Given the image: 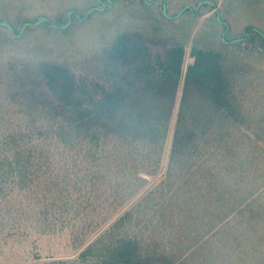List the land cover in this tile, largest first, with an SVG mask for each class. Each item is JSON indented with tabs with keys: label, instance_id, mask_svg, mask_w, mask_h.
<instances>
[{
	"label": "trees",
	"instance_id": "trees-1",
	"mask_svg": "<svg viewBox=\"0 0 264 264\" xmlns=\"http://www.w3.org/2000/svg\"><path fill=\"white\" fill-rule=\"evenodd\" d=\"M123 1L154 12L155 0H95L64 23L41 17L18 31L0 20V28L14 40L42 29L67 33ZM160 14L163 21L151 16L140 29L117 31L80 73L55 61L19 68L18 105L31 113L0 143V219L14 215L6 236L70 229L83 249L70 264H193L201 253L212 255L202 264L222 256L230 263L236 249L245 264H264V71L251 76L196 40L185 68L199 15H170L164 3ZM217 21L225 46L264 55V32L246 27L227 40L229 24ZM171 132L164 181L84 245L158 172ZM143 202L159 207L157 218L141 238L122 235Z\"/></svg>",
	"mask_w": 264,
	"mask_h": 264
},
{
	"label": "rangeland",
	"instance_id": "rangeland-1",
	"mask_svg": "<svg viewBox=\"0 0 264 264\" xmlns=\"http://www.w3.org/2000/svg\"><path fill=\"white\" fill-rule=\"evenodd\" d=\"M163 3L170 15H178L184 10L199 15L196 18L189 45L186 47L185 68L193 63L191 50L196 40L204 49L223 53L231 64L239 66L242 70L250 71L252 69L251 71L254 72H249L251 76L254 75L255 70L264 71L263 54L256 51L248 53L242 46L227 47L223 44L221 40L222 27L217 21L219 18L229 24L230 32L226 37L227 40L241 37L246 27L257 28L264 32V0H155L154 12L146 10L141 5L142 3L132 4L123 1L118 6L111 7L109 13L100 18L93 17L90 21L77 25L73 24L68 28L67 33L54 34L48 29H42L30 35L26 33L22 38L23 40L12 39L8 29L0 28L1 43L3 39L6 45L0 47V143L14 135L20 129L22 120H25L31 113L23 105H18L14 81L20 67L25 64L33 65L38 62L55 61L66 63L74 71L80 73L82 62L98 51L103 44L108 43L117 31L140 29L150 20L148 18L151 16L153 19L163 21L160 14ZM95 4H97L95 0H0V20L12 24L17 27L18 31H22L24 26L20 25L21 22L29 23L41 17H48L56 24L64 23L67 21L66 15L71 12L86 14L93 9ZM180 21L181 18L176 22L179 23ZM185 29L191 31L192 27L187 25ZM182 87L183 80L177 96V105ZM176 113L177 106L172 120V130ZM33 115L37 114L33 113ZM171 134L172 132L166 143L158 172L154 176L148 177L145 185L138 193L128 200L123 207L118 208L104 226L90 234L83 243L84 245L94 242L107 232L119 217L136 207L164 181ZM53 162L56 165L55 170H57L60 165L58 155H55ZM52 169L54 168L52 167ZM61 172L62 166L59 173ZM155 198L157 204L162 203L159 195ZM159 210L155 204H144L143 202L141 208L137 210V217L134 216L133 222L127 225L121 234L133 238L143 237L151 224L148 222L157 218L156 214ZM113 211L109 210L108 212L113 213ZM12 217L14 218L13 212L12 216L5 214L0 219V225L2 224L1 220H4L5 225H8L7 231L4 233L0 230V264H70L78 260L83 249L80 246L81 242L72 237L70 229H64L55 235L32 233L26 238H11L6 234L12 232L10 230L12 229V223H10ZM20 229L25 230L22 226ZM196 255L193 264H202L204 259L209 261L212 258V255L203 253ZM213 255L216 257V254ZM251 258L254 259V257ZM245 260L246 257L244 258L236 249L231 252L230 263H226L223 256L222 258L216 257V260L214 258L213 262L214 264H245ZM254 263H256L255 260L248 264Z\"/></svg>",
	"mask_w": 264,
	"mask_h": 264
}]
</instances>
